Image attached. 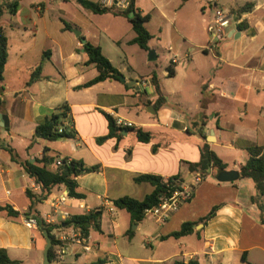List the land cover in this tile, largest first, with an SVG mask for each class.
<instances>
[{"label":"crops","instance_id":"crops-1","mask_svg":"<svg viewBox=\"0 0 264 264\" xmlns=\"http://www.w3.org/2000/svg\"><path fill=\"white\" fill-rule=\"evenodd\" d=\"M13 1L0 0V7ZM246 5L248 11L234 14ZM137 7L151 17L149 51L132 43L135 33L126 17L95 14L77 0H19L17 12L0 19L8 43L0 113L9 119L8 127L0 126V204L20 213L17 219L0 213V249L20 264H42L46 238L25 219L31 204L27 192L44 194L8 150L35 163L49 148L53 169L63 159L101 169L77 178L84 199L71 198L57 186L32 214L59 218L52 206L63 196L62 209L72 215L103 211L101 231L91 229L84 243L69 245L60 263L55 252L50 264H264V225L252 202L255 185L241 175L223 183L212 169L164 223L146 216L135 225L127 211L114 206L119 198L143 200L154 191L150 183L136 182L141 176L178 177L193 186L189 164L200 160L204 143L222 160L224 171L239 173L249 149L264 148V0H137ZM218 9L233 16L222 31L215 23ZM86 42L100 47L126 83L106 80L78 89L98 76L95 66L87 65ZM153 75L165 99L159 106ZM131 81L134 86L127 84ZM66 110L64 124L75 131L74 139L37 136L39 124ZM106 115L151 133V141L139 142L134 131L122 130L99 143L110 132ZM215 206L216 215L193 234L163 239ZM58 233H53L56 242Z\"/></svg>","mask_w":264,"mask_h":264},{"label":"trees","instance_id":"trees-1","mask_svg":"<svg viewBox=\"0 0 264 264\" xmlns=\"http://www.w3.org/2000/svg\"><path fill=\"white\" fill-rule=\"evenodd\" d=\"M78 3L85 9L92 11L95 14H106L112 13L116 16L126 17L133 28L135 33V38L132 43L138 45L141 49L149 51V42L152 39L150 32L147 29V23L150 21L149 14H143L137 7V0H126L128 5L126 8H119L117 5L105 6L101 3L91 2L88 0H77ZM19 0H15L10 4H6L0 7V19L5 14H15L18 10ZM249 10V6L246 5L234 12L237 16ZM67 29H72V26L65 23ZM83 50L87 55V65H94L98 71V76L87 82L78 89L88 88L97 83L106 80H116L120 81L121 73L111 64V62L102 54L100 47L94 46L89 42H86L83 46ZM8 60V43L4 32L0 29V92L4 91L3 79L4 71L6 68ZM175 71L173 68L169 67L168 76L172 77ZM37 78V73H34L31 81ZM152 83L159 94V99L156 106L159 103L162 105L165 101L164 97L160 92V87L156 75L152 77ZM1 105V103H0ZM110 125V132L108 135L98 139L99 143H102L117 134L120 135L122 130H132L139 142L148 143L152 139V135L149 132L144 131L141 128H119L115 124V120L110 116L106 115ZM67 117V110L61 114H55L50 119L45 120L43 123L39 124L37 127V133L40 138L56 141L63 139H74L75 131L69 126L64 124ZM60 129L62 132H60ZM201 137L204 134L198 132ZM11 158L14 162L19 164L24 171L31 177L34 178L36 183L41 187V191L44 195L34 196L30 192H27L28 197L31 200L29 207V214L26 217H34L38 220V230L44 235V231H48L49 236L52 240V247L49 250V262H52L55 258L57 242L55 240L54 231L61 227L60 225H50L41 218L37 213H33L34 207L41 203L51 191L57 186H64L68 195L75 199H84L85 194L81 192L80 187L77 183V178L80 175L89 174L93 172L100 171V166H87L82 161L63 159L61 165L53 169L54 158L49 154L51 150L49 148L44 149V157L41 160H37L35 163H31L28 160H20L16 153L9 149L8 150ZM250 158L247 160L244 166L240 169V175L242 178L251 179L255 185L256 195L252 197V202L256 204L261 211L260 222L264 225V148L263 147H253L249 149ZM201 157L196 163L189 164V169L193 174L200 173L204 176L209 174L212 169H217L218 173L226 169L222 160L216 155L214 151L211 150L209 144L204 143L200 146ZM174 179H179L178 177H172ZM136 182H148L154 186V191L147 195L143 200H137L131 197H122L114 201V206L120 210L127 211L133 224L137 225L146 217V211L157 206L163 196L170 195L169 189L166 181L162 177L145 175L136 179ZM219 206H215L211 211L201 218L198 222H186L183 223L180 230L173 232L166 238L179 239L188 235H191L195 231V227L199 224L206 225L215 215ZM0 213L6 215L9 218L17 219L20 217V213L14 210V208L9 204H0ZM31 215V216H30ZM103 216L102 210L90 211L83 214H71L70 220L65 224L79 227L82 234L85 237L89 236L90 230L101 231V219ZM243 262L246 261L245 256L242 258ZM246 263V262H245ZM0 264H20L19 261H13L10 259L7 250L0 249ZM175 264H199L197 261H176Z\"/></svg>","mask_w":264,"mask_h":264},{"label":"built area","instance_id":"built-area-1","mask_svg":"<svg viewBox=\"0 0 264 264\" xmlns=\"http://www.w3.org/2000/svg\"><path fill=\"white\" fill-rule=\"evenodd\" d=\"M101 4L105 6H112L115 4L119 8H126L128 5L126 0H102ZM215 16V23L221 31L228 28L233 20V16L229 12H225L222 9L216 10ZM172 62L175 63L176 60L173 59ZM114 120L116 126L119 128L134 127V124L127 122L122 118L116 117ZM60 132H62L61 129ZM57 165H61V161H58ZM204 177L205 176L200 173L193 174L194 185L191 187L185 186L180 179H165L168 188H170V195L163 196L157 206L146 211V216L152 217L157 222L164 223L171 213L176 212L183 204H185L192 198L195 186L200 184L203 181ZM66 198V196L61 197L60 199L56 200L52 206L53 213L55 215H58L59 218L56 216L47 215L46 218L43 219L47 224L50 225L56 226L63 224L61 227L54 231L59 232L57 235L58 244L56 251V257L59 263L63 261V259L67 255L69 245H71L72 243L82 244L88 238L85 237L82 234L81 229L74 224L65 225V223L70 220L71 217V214L67 210L62 209V206L66 202ZM114 212L115 209L112 205L110 207V213L114 214ZM25 225L28 228H37L38 220L34 217L26 218Z\"/></svg>","mask_w":264,"mask_h":264},{"label":"water","instance_id":"water-1","mask_svg":"<svg viewBox=\"0 0 264 264\" xmlns=\"http://www.w3.org/2000/svg\"><path fill=\"white\" fill-rule=\"evenodd\" d=\"M74 33L76 34L77 37L80 36V31L75 30ZM83 42H85L84 39H82ZM154 54L153 51H150L149 53V59L152 60L151 55ZM120 80L123 83H126V79L123 76H120ZM130 86L135 85V81H131L130 83H127ZM0 126L1 127H8L9 126V119L8 116L4 113H0ZM39 136V134H37ZM240 177V173L238 171H222L218 174V181L219 182H233L238 180ZM66 225V224H65ZM44 236L46 238V246L44 248L43 256H44V264H50L49 262V250L52 247V240L49 236L48 231H44Z\"/></svg>","mask_w":264,"mask_h":264},{"label":"rangeland","instance_id":"rangeland-1","mask_svg":"<svg viewBox=\"0 0 264 264\" xmlns=\"http://www.w3.org/2000/svg\"><path fill=\"white\" fill-rule=\"evenodd\" d=\"M222 1H224V0H222ZM194 4V3H193ZM210 36L212 37V35L210 34ZM213 38V37H212ZM166 55V53H164V55L162 54L161 55V64H162V67L164 68L165 67V65H167V61H166V58L164 57ZM127 65V64H126ZM160 67V66H159ZM127 75V74H126ZM134 226L135 225H133V228H134ZM39 256H40V260H41V262H42V264L44 263V256H43V251L39 254Z\"/></svg>","mask_w":264,"mask_h":264}]
</instances>
